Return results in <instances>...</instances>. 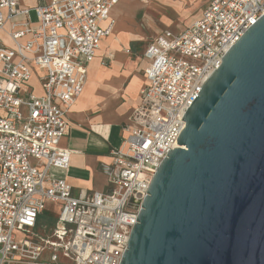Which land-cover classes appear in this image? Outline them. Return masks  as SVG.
Instances as JSON below:
<instances>
[{"label":"built area","instance_id":"1","mask_svg":"<svg viewBox=\"0 0 264 264\" xmlns=\"http://www.w3.org/2000/svg\"><path fill=\"white\" fill-rule=\"evenodd\" d=\"M119 2L47 0L30 8L0 0V264H120L152 178L186 125L184 114L264 15V0H211L183 31L155 37L144 53L147 85L128 135L103 164L111 189L75 194L51 170L70 167L71 153L61 147L67 115L113 31ZM49 203L59 213L56 230L44 238L34 231Z\"/></svg>","mask_w":264,"mask_h":264},{"label":"water","instance_id":"2","mask_svg":"<svg viewBox=\"0 0 264 264\" xmlns=\"http://www.w3.org/2000/svg\"><path fill=\"white\" fill-rule=\"evenodd\" d=\"M157 168L120 264H264V15Z\"/></svg>","mask_w":264,"mask_h":264},{"label":"crops","instance_id":"3","mask_svg":"<svg viewBox=\"0 0 264 264\" xmlns=\"http://www.w3.org/2000/svg\"><path fill=\"white\" fill-rule=\"evenodd\" d=\"M22 1V6L34 8L47 0H27L26 4ZM194 1H200L196 7L200 11L185 24H181L178 32L199 19L211 2ZM121 2L111 12L114 21L112 33L102 40L96 58L89 64L84 92L67 115L69 129L61 141V147L71 153L70 167L68 170H51L53 177L63 178L72 185L75 194L81 190L107 192L111 189L103 164L112 160V151L120 148L128 135L125 126L131 122L132 114L140 104L142 91L147 85L145 69L149 61L144 56L145 50L164 31L156 34L161 26L152 20L151 15L146 17L152 22L151 27L146 20L151 34L123 31L119 22L128 10L124 7L125 3ZM165 30L178 33L172 29ZM32 81L37 86L36 93H43L37 75L31 79L35 87ZM51 204L58 215L59 205ZM47 210L48 206L45 212Z\"/></svg>","mask_w":264,"mask_h":264},{"label":"rangeland","instance_id":"4","mask_svg":"<svg viewBox=\"0 0 264 264\" xmlns=\"http://www.w3.org/2000/svg\"><path fill=\"white\" fill-rule=\"evenodd\" d=\"M22 2L26 4L27 0H23ZM121 3H125L124 7L128 11L124 13L119 22L120 28H122L123 31H131L132 33L143 32L147 35L151 34V29L147 23L152 27L150 19H146L147 16L151 15L152 20L155 21L157 25L161 26V29L156 33L158 34L165 29H172L177 32L180 31V25L183 23L185 24L200 11V9H196L200 1L194 0H122ZM122 4L119 5L122 6ZM31 19L32 21L37 20L35 10H31ZM151 38H149L147 42H149ZM32 83L34 84V81H32ZM36 87L35 85V88ZM45 214H47L48 217L47 219H43L45 224L34 231L44 238L49 237L57 227V221H55V219L57 220V213L54 212L53 204H48V211H46ZM48 258L49 253L47 252L42 259L45 260Z\"/></svg>","mask_w":264,"mask_h":264},{"label":"trees","instance_id":"5","mask_svg":"<svg viewBox=\"0 0 264 264\" xmlns=\"http://www.w3.org/2000/svg\"><path fill=\"white\" fill-rule=\"evenodd\" d=\"M48 211V210H47ZM46 212H44L41 216H40V218H39V220H38V223H37V228L38 227H40L41 225H44L45 224V221L43 220V219H47L48 217H47V214H45ZM55 221H56V219H55Z\"/></svg>","mask_w":264,"mask_h":264},{"label":"bare ground","instance_id":"6","mask_svg":"<svg viewBox=\"0 0 264 264\" xmlns=\"http://www.w3.org/2000/svg\"><path fill=\"white\" fill-rule=\"evenodd\" d=\"M114 11H115V8H114Z\"/></svg>","mask_w":264,"mask_h":264}]
</instances>
